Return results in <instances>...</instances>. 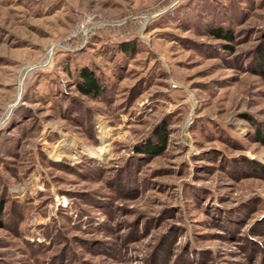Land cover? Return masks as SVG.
Returning <instances> with one entry per match:
<instances>
[{
    "label": "rangeland",
    "instance_id": "rangeland-1",
    "mask_svg": "<svg viewBox=\"0 0 264 264\" xmlns=\"http://www.w3.org/2000/svg\"><path fill=\"white\" fill-rule=\"evenodd\" d=\"M263 49L264 0H0V264H264Z\"/></svg>",
    "mask_w": 264,
    "mask_h": 264
},
{
    "label": "trees",
    "instance_id": "trees-1",
    "mask_svg": "<svg viewBox=\"0 0 264 264\" xmlns=\"http://www.w3.org/2000/svg\"><path fill=\"white\" fill-rule=\"evenodd\" d=\"M213 35L218 38H224L228 39L230 41L233 40V35H231L230 32H225L221 28H216L213 31ZM261 60L262 65L264 64V49L261 52ZM81 74V80L78 84V88L80 89L81 93L93 97H97L101 93L100 89V81L98 77L90 71L88 68H83L80 72ZM157 133V144H147V146L144 147L143 151L140 152H148L149 154L153 156H159L160 153L164 152L166 149V142L167 138L165 136V132L163 129H160ZM258 142L264 144V133H259L257 136ZM4 209V204L0 203V214H2V210Z\"/></svg>",
    "mask_w": 264,
    "mask_h": 264
}]
</instances>
